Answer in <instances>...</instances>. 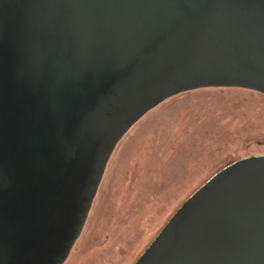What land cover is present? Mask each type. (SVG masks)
<instances>
[{
	"label": "water",
	"instance_id": "obj_1",
	"mask_svg": "<svg viewBox=\"0 0 264 264\" xmlns=\"http://www.w3.org/2000/svg\"><path fill=\"white\" fill-rule=\"evenodd\" d=\"M205 88L264 95V0H0V264H64L121 138ZM135 264H264V156L212 176Z\"/></svg>",
	"mask_w": 264,
	"mask_h": 264
},
{
	"label": "rangeland",
	"instance_id": "obj_2",
	"mask_svg": "<svg viewBox=\"0 0 264 264\" xmlns=\"http://www.w3.org/2000/svg\"><path fill=\"white\" fill-rule=\"evenodd\" d=\"M254 156H264V95L205 88L167 99L116 145L64 264H135L197 189Z\"/></svg>",
	"mask_w": 264,
	"mask_h": 264
},
{
	"label": "bare ground",
	"instance_id": "obj_3",
	"mask_svg": "<svg viewBox=\"0 0 264 264\" xmlns=\"http://www.w3.org/2000/svg\"><path fill=\"white\" fill-rule=\"evenodd\" d=\"M47 73H49V71L47 72ZM51 74H52V72H51ZM52 78L54 79V82L56 83V84H59V85H61V74H58V75H56V74H52ZM65 84L63 83L62 84V86H64ZM106 170V169H105ZM104 177V176H103ZM99 188V187H98Z\"/></svg>",
	"mask_w": 264,
	"mask_h": 264
}]
</instances>
